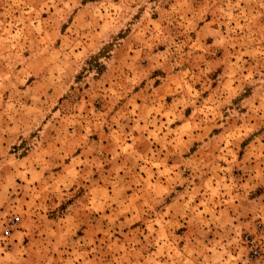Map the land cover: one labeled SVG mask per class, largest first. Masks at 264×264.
Segmentation results:
<instances>
[{
  "label": "rangeland",
  "instance_id": "obj_1",
  "mask_svg": "<svg viewBox=\"0 0 264 264\" xmlns=\"http://www.w3.org/2000/svg\"><path fill=\"white\" fill-rule=\"evenodd\" d=\"M0 264H264V0H0Z\"/></svg>",
  "mask_w": 264,
  "mask_h": 264
},
{
  "label": "built area",
  "instance_id": "obj_2",
  "mask_svg": "<svg viewBox=\"0 0 264 264\" xmlns=\"http://www.w3.org/2000/svg\"><path fill=\"white\" fill-rule=\"evenodd\" d=\"M13 222V220H12ZM258 253V250L257 249H254V254H257Z\"/></svg>",
  "mask_w": 264,
  "mask_h": 264
}]
</instances>
